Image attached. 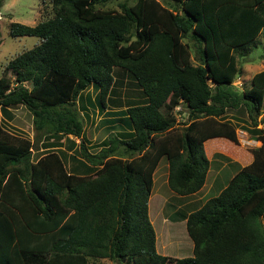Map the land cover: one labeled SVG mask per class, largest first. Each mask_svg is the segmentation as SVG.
Returning <instances> with one entry per match:
<instances>
[{
  "label": "trees",
  "instance_id": "trees-1",
  "mask_svg": "<svg viewBox=\"0 0 264 264\" xmlns=\"http://www.w3.org/2000/svg\"><path fill=\"white\" fill-rule=\"evenodd\" d=\"M109 1L50 0L51 18L9 26L10 37L39 43L0 76V264H264V131L257 128L264 124V117L257 121L264 70L247 89L232 84L237 59L264 32V0H170V7L136 0L119 11L97 8ZM115 68L134 78L144 102L124 110L130 133L111 135L91 153L75 102L91 87L103 111ZM17 106L31 114L36 141L1 125ZM177 106L187 112L182 128L175 126ZM239 107L250 124L244 131L260 147L249 150L251 163L216 197L185 218L192 256L158 254L148 202L159 160L167 162L171 192L196 193L209 166L203 144H238L223 117ZM39 135L71 136L78 151L45 145L33 161ZM63 156L86 172H69Z\"/></svg>",
  "mask_w": 264,
  "mask_h": 264
},
{
  "label": "rangeland",
  "instance_id": "rangeland-1",
  "mask_svg": "<svg viewBox=\"0 0 264 264\" xmlns=\"http://www.w3.org/2000/svg\"><path fill=\"white\" fill-rule=\"evenodd\" d=\"M136 0H111L108 3L97 6L99 9L103 10H114L119 11V6L121 4H125L126 6H130L135 3ZM160 4L165 7H170V0H157ZM52 17V10L50 5V0H3V4L0 8V76L2 74L3 69L6 64L16 57L17 55L33 48L35 45L39 43V41L34 37H24V38H12L9 36V26L11 23H19L27 26H34L39 21H43ZM186 42V40H185ZM193 51V48H191ZM192 60L194 61V55L192 54ZM238 67L240 69V74L234 79L233 86L241 91L243 89L249 88L250 80L254 74L264 70V32L259 35L257 38L255 47L251 49V51L245 55L244 57L238 58ZM114 82L112 85L111 93L109 94V98H106V107L103 111H100L97 106V100L95 99L96 90L91 88L89 91L87 98L90 100L93 99L89 105H85L84 97L82 96V101L79 100L75 102L74 109L77 113L85 115L83 108L89 107L88 111L89 115H92V118L88 119L86 124L85 118L80 116L83 127L85 128V132L82 135L85 140V147L91 153H96L99 151V147L101 144L111 135H118L119 127L124 124L126 118L124 110L129 106L139 105L143 103L144 95L142 91L138 87L134 78L125 70L120 68H115L113 70ZM28 87V84L26 85ZM97 98V97H96ZM81 99V98H80ZM175 109V108H174ZM12 117L8 120L5 116L1 118V125L4 129L9 131L10 133L27 138L29 140H35L37 132L33 128V121L31 114L26 110L23 106H17L15 108H11ZM99 110V111H98ZM87 114V115H88ZM173 115L175 116V126L182 128L181 126L186 121L187 112L185 113L184 109L180 108V111L176 112L173 110ZM264 117V102L263 106L260 109V115L257 117V121L260 122ZM6 118V119H4ZM224 120L231 122L232 125L236 128L237 140L238 144H233L232 147L235 150V154L237 155L236 160H239V164H247L251 154L249 153L250 149L260 147V142H255L250 139L247 132H245L246 127H250L248 123V118L243 107H239L238 109H228L224 115ZM112 122V126L109 125V122ZM120 124V125H119ZM91 125V126H90ZM97 125V126H96ZM90 126V127H89ZM128 128V126H127ZM259 129L264 131V124L258 125ZM248 129V128H247ZM130 130V128H128ZM112 131V132H111ZM111 132V133H110ZM108 134H110L108 136ZM38 136V144L37 147L42 146V149L35 150L33 149L32 157L33 161L38 159L40 156L45 154L48 150L45 149V145H52V147H57L56 151H60L66 148L69 150V143L67 139L63 141L66 137L64 135H51L45 137ZM89 139V141L86 139ZM68 138H71L68 136ZM40 139V140H39ZM95 139V140H94ZM221 139V138H219ZM74 140H76L74 138ZM42 142V143H41ZM78 141H76L77 143ZM228 143H231L227 141ZM92 144V146H89ZM44 146V147H43ZM209 146V145H208ZM206 147L209 151L210 147ZM225 148V147H224ZM50 150V151H54ZM64 150V151H65ZM71 150V149H70ZM78 151V147H77ZM212 152V149H211ZM214 152H212L213 154ZM232 153V152H231ZM250 155V156H249ZM208 157L212 159L211 154L208 153ZM79 160V157L77 155ZM66 169L70 172L72 169L74 171L78 169L79 173H85V167L81 166L79 161H73L69 159L67 156L62 157ZM165 160H163L158 167V176H160L161 172H163V168L165 165ZM236 166V165H233ZM231 167V169L233 168ZM213 166V174L214 175L216 169ZM238 167V166H236ZM236 169V168H235ZM211 170V171H212ZM209 175V177H211ZM231 175V171L229 169L220 170V177H222V184L228 179ZM171 192L169 189L165 188L161 191V196L164 200V206L162 208H157L155 204V200L152 201L150 207L151 217L154 221V215L157 211L159 214L161 213L160 218H156V223L154 222V230L158 236V244L163 241L164 245L161 249L160 245L157 248V253L163 256L172 257V258H187L192 256V242L189 239L186 228H185V218L188 213L195 211V207L197 206H187L182 209H179L178 213H174V201L169 200ZM211 196H215L216 194L213 192L210 194ZM185 200V199H184ZM164 218H163V217ZM167 218L169 221L166 224H163V219ZM173 229L170 231V229ZM163 235V236H162ZM94 264H124L120 262H113L109 260H96L93 261Z\"/></svg>",
  "mask_w": 264,
  "mask_h": 264
},
{
  "label": "crops",
  "instance_id": "crops-1",
  "mask_svg": "<svg viewBox=\"0 0 264 264\" xmlns=\"http://www.w3.org/2000/svg\"><path fill=\"white\" fill-rule=\"evenodd\" d=\"M89 91H91V87L88 88L87 90H85L83 93H81V95L77 98L76 102H78L79 100L82 101V96L84 97V102L83 103L85 105H89L92 102H94L93 99L90 100L89 98L86 97V96H88ZM86 109L89 110V107L86 106V108H83L84 113L86 114V116L85 115H82V114H80V115L85 118V122L87 124L88 119L89 118H92V115H89L88 114V111ZM10 111L12 112L11 109H7V112H5V114L3 115L8 120H10L11 117H12V114H11ZM6 118H4V119H6ZM108 124L112 126V122L111 121ZM119 130L120 131L118 133H120V134L130 133L131 132L130 130H128V128L126 126V122H124V124L121 125V127H119ZM84 132H85V128L83 127V134H84ZM109 135L110 134H108V136ZM69 137H71V136H69ZM66 139L72 140L75 143H76V141H78L76 143V146L73 147L70 151L67 148H66V150L64 149L66 151V153L68 155H70V154H72V152H74L75 150H77V147H78L77 144L79 143V140L78 139L74 140L73 137L68 138V136H67V137H65L63 139V141H65ZM86 139H87V137H86ZM87 140L89 141V139H87ZM227 141L228 140L223 139V138H221V139L214 138V139H209V140H207V141L204 142L203 149H204L205 156H206V158H207V160L209 162L208 171H207V174H206V177H205V182H204L202 188L199 191H197L196 193L191 194V195L179 196V195H176L175 193H173V192L170 191L171 194L169 196V200H173L174 203H175L174 209H173V212L174 213H178L179 212V209H182V208L187 207V206H197V207H195L196 208L195 210H197L199 207H201L203 205V203L205 201H207L210 198L216 197L221 192V190L224 189L227 186L229 180L242 167H244V166H246V165H248V164L251 163V161H252V155L251 156L249 155L250 156V159H249V161H248L247 164H239L238 163L239 160H236L237 155L235 154V150L232 147V143H228ZM253 143H255V141ZM89 146H92V144H90ZM207 146L210 147L209 148V151L206 149ZM56 148L57 147H51L50 150H54ZM41 149H42V146L37 147V150L40 151ZM211 149H212V152H214L213 154L211 152ZM61 150H63V148ZM54 151H56V150H54ZM208 153L211 154L212 159L208 157ZM163 160H165V158H161L159 160L158 165H157V167H156V169H155V171L153 173V176H152V190H151V195H150L149 202H148V216H149V220H150V222H151V224L153 226V229H154V222L156 223V221H157L155 217L160 218L161 217V213L159 214L156 211L155 212V215H154L155 216L154 217V221H153V218L151 217V213H150V207H151L152 201L155 200L156 207L157 208L160 207L161 208V212H162V208L164 206L163 205L164 204V200H163V197L160 194H161V191L164 190L165 188L168 189V187H167V175H168V165H167V162H165V165H164V168H163V172H161L160 176L157 175L158 174V172H157L158 171V167H159L160 163ZM233 165H236L238 167L233 166ZM213 166H215L214 169H216V171H215L214 175L211 176L210 174H213L212 173L213 172V170H212ZM232 166H233V168L231 169ZM224 169H226V170L229 169V171H231V175L222 184L221 183L222 182V177L219 178V176H220V170H224ZM209 175L211 177H209ZM213 192L216 194L215 196H211L210 195ZM189 214L190 213H188V215ZM168 221L169 220L167 218H165V219H163L162 223L163 224H166V223H168ZM171 230H173V229L171 228L170 231ZM155 235H156V247L158 248L159 245H160V247L162 249L164 243H163V241L160 240V242L158 244V236H157L156 233H155ZM192 247H193V245H192Z\"/></svg>",
  "mask_w": 264,
  "mask_h": 264
},
{
  "label": "built area",
  "instance_id": "built-area-1",
  "mask_svg": "<svg viewBox=\"0 0 264 264\" xmlns=\"http://www.w3.org/2000/svg\"><path fill=\"white\" fill-rule=\"evenodd\" d=\"M180 106H177V107H175V109H174V111H176V112H178V111H180Z\"/></svg>",
  "mask_w": 264,
  "mask_h": 264
}]
</instances>
